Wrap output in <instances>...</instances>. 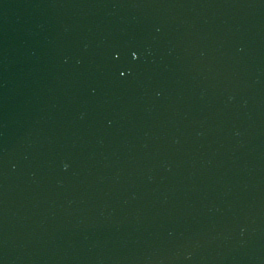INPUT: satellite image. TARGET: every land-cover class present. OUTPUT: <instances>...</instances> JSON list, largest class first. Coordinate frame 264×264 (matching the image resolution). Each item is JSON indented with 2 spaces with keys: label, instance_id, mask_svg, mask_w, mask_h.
Segmentation results:
<instances>
[{
  "label": "snow or ice",
  "instance_id": "6c2138e0",
  "mask_svg": "<svg viewBox=\"0 0 264 264\" xmlns=\"http://www.w3.org/2000/svg\"><path fill=\"white\" fill-rule=\"evenodd\" d=\"M136 55H137V54L134 52V53H133V56H136Z\"/></svg>",
  "mask_w": 264,
  "mask_h": 264
}]
</instances>
